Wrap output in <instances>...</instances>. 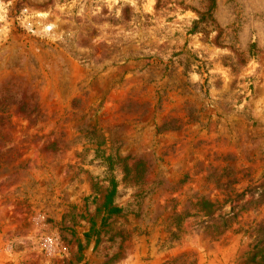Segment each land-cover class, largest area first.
Returning <instances> with one entry per match:
<instances>
[{
    "label": "rangeland",
    "instance_id": "obj_1",
    "mask_svg": "<svg viewBox=\"0 0 264 264\" xmlns=\"http://www.w3.org/2000/svg\"><path fill=\"white\" fill-rule=\"evenodd\" d=\"M262 230L264 0H0V264H257Z\"/></svg>",
    "mask_w": 264,
    "mask_h": 264
},
{
    "label": "trees",
    "instance_id": "obj_2",
    "mask_svg": "<svg viewBox=\"0 0 264 264\" xmlns=\"http://www.w3.org/2000/svg\"><path fill=\"white\" fill-rule=\"evenodd\" d=\"M211 205V204H209ZM262 234H264V230L261 231ZM264 242L257 243V245L255 246V250L252 252V255L250 257V262H254L257 264H264V247H262L261 245H263ZM260 255L261 260L259 262H256V258Z\"/></svg>",
    "mask_w": 264,
    "mask_h": 264
}]
</instances>
